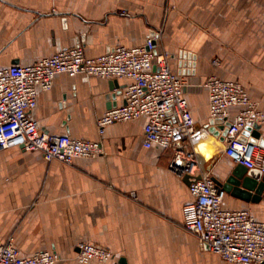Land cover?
Returning <instances> with one entry per match:
<instances>
[{
    "label": "crops",
    "instance_id": "1",
    "mask_svg": "<svg viewBox=\"0 0 264 264\" xmlns=\"http://www.w3.org/2000/svg\"><path fill=\"white\" fill-rule=\"evenodd\" d=\"M214 4L215 0H0V68L31 64L76 45L86 56H98L117 45H141L152 29L163 27L157 50L170 54L171 68L186 80L185 96L197 126L210 123L203 84L211 74L241 82L264 110L262 42L253 26L257 17H244L237 31L219 35L213 27H202L203 19L186 13ZM212 58L220 60L217 67ZM111 81L84 73L59 74L51 89L38 90L31 117L42 130L99 141L102 153L64 163L21 147L0 150V244L13 237L23 256L55 251L60 256L55 264H118L120 258L126 264H231L201 248L183 227V206L192 199L188 184L168 169L170 150L144 147V117L98 132V119L124 103V88L130 83L117 79L111 89ZM236 112L230 108L228 120ZM222 124H210L214 131L187 146L207 164L214 160L210 174L220 180L235 165L224 153ZM259 133L264 138V124ZM204 139H212L211 155L210 140ZM223 207L247 209L264 221V190L257 200L226 192ZM81 242L108 248L116 259L80 263L76 253Z\"/></svg>",
    "mask_w": 264,
    "mask_h": 264
},
{
    "label": "built area",
    "instance_id": "2",
    "mask_svg": "<svg viewBox=\"0 0 264 264\" xmlns=\"http://www.w3.org/2000/svg\"><path fill=\"white\" fill-rule=\"evenodd\" d=\"M120 14L128 15L121 10ZM162 31L154 28L145 42L136 46L117 45L94 57L85 55L80 45L62 49L31 64L0 68V150L21 147L39 152L44 159L72 163L76 158L101 155V142L70 135L45 132L31 117L38 90L51 89L59 74L79 73L117 80H130L124 88V103L106 110L98 119V132L116 122L144 117L143 145L171 151L168 169L179 177L188 176L191 201L183 206V227L194 234L199 246L218 254L231 264H264V221L247 209L223 207L226 191L218 187L205 161L189 144L210 133V124L225 125V155L234 163L264 173V145L254 133L264 124V110L253 100L241 82L209 75L210 123L197 126L185 96L186 80L171 68L170 54L157 50ZM211 64L217 67L218 58ZM237 108L228 120L229 109ZM223 131L222 128H220ZM55 251L41 250L23 256L9 237L0 244V264H55ZM76 259L109 262L113 252L96 244H78Z\"/></svg>",
    "mask_w": 264,
    "mask_h": 264
},
{
    "label": "rangeland",
    "instance_id": "3",
    "mask_svg": "<svg viewBox=\"0 0 264 264\" xmlns=\"http://www.w3.org/2000/svg\"><path fill=\"white\" fill-rule=\"evenodd\" d=\"M252 1L255 2L252 3ZM215 2L216 4H214L213 8L210 7L205 10H186V13L188 12L196 19H203L205 26H201L205 28L213 27L219 35L226 34L229 31L234 33V31L239 29L240 23L244 21L246 17H257V23L253 26H255L257 35L261 37L262 56L260 57V62L262 64L261 66H264V0H215ZM171 10L174 11L173 9ZM156 28L161 29L163 35L164 28Z\"/></svg>",
    "mask_w": 264,
    "mask_h": 264
},
{
    "label": "water",
    "instance_id": "4",
    "mask_svg": "<svg viewBox=\"0 0 264 264\" xmlns=\"http://www.w3.org/2000/svg\"><path fill=\"white\" fill-rule=\"evenodd\" d=\"M116 86V80L110 82L111 89ZM228 124L229 122H226L225 125ZM225 125L220 127L223 129L224 134L226 133ZM214 129L213 126L210 127V131H214ZM257 129H259V127H257ZM254 134L260 137L259 130H256ZM260 139L261 143L264 145V138L260 137ZM213 165L214 160L210 161L208 164L205 162V169L210 172ZM212 178L218 187L244 200H249L250 198L252 200H257L264 190V173L256 169H248L242 164H235L231 167L224 180H220L216 176H212ZM183 179L189 184L188 176H184ZM118 264H126V261L124 258H120Z\"/></svg>",
    "mask_w": 264,
    "mask_h": 264
},
{
    "label": "bare ground",
    "instance_id": "5",
    "mask_svg": "<svg viewBox=\"0 0 264 264\" xmlns=\"http://www.w3.org/2000/svg\"><path fill=\"white\" fill-rule=\"evenodd\" d=\"M208 140H210V141H208ZM202 141H208V143H207V154L208 155H211L212 154V152H213V150H215L214 149V145H213V142H212V139H204V140H202ZM203 159V158H202ZM204 160V159H203ZM205 161V160H204Z\"/></svg>",
    "mask_w": 264,
    "mask_h": 264
}]
</instances>
